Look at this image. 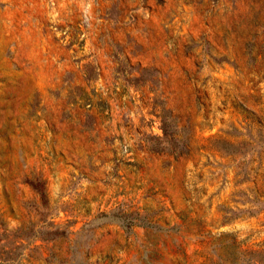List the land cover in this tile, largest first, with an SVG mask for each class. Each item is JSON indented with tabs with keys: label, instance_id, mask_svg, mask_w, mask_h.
Wrapping results in <instances>:
<instances>
[{
	"label": "rangeland",
	"instance_id": "obj_1",
	"mask_svg": "<svg viewBox=\"0 0 264 264\" xmlns=\"http://www.w3.org/2000/svg\"><path fill=\"white\" fill-rule=\"evenodd\" d=\"M263 263L264 0H0V264Z\"/></svg>",
	"mask_w": 264,
	"mask_h": 264
},
{
	"label": "trees",
	"instance_id": "obj_2",
	"mask_svg": "<svg viewBox=\"0 0 264 264\" xmlns=\"http://www.w3.org/2000/svg\"><path fill=\"white\" fill-rule=\"evenodd\" d=\"M163 133H165V130L162 128ZM264 264V263H263Z\"/></svg>",
	"mask_w": 264,
	"mask_h": 264
}]
</instances>
